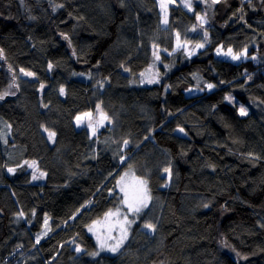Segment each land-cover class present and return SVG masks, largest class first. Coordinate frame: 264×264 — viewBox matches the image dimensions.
<instances>
[{"label": "trees", "instance_id": "trees-1", "mask_svg": "<svg viewBox=\"0 0 264 264\" xmlns=\"http://www.w3.org/2000/svg\"><path fill=\"white\" fill-rule=\"evenodd\" d=\"M190 2L164 33L156 0H0V264H264V0ZM171 32L204 47L172 52ZM97 106L110 125L91 137L74 121ZM127 169L150 205L97 253L87 226Z\"/></svg>", "mask_w": 264, "mask_h": 264}, {"label": "rangeland", "instance_id": "rangeland-1", "mask_svg": "<svg viewBox=\"0 0 264 264\" xmlns=\"http://www.w3.org/2000/svg\"><path fill=\"white\" fill-rule=\"evenodd\" d=\"M178 1H179V4H181L183 7H185L184 6V0H178ZM175 2H176V0H174V2H172V3H168V0H165V3L167 4V19H168V9H169L170 6L174 5ZM160 3H161V0H156V4L158 6L159 13H160V25H161V28H162L161 32L168 33V25H169V23L165 24L163 22L164 21V13L161 11ZM185 8L188 9L187 7H185ZM171 35L173 36V50H172V52H175L177 50H183V52L188 57H191V56L195 55L199 50L203 49V47H204L202 41L197 42V43H190V42L185 41L183 39V36H181V35H179L180 47H177V33L176 32H171ZM201 44L203 45V47H198V45H201ZM217 49H220L222 53L226 52L228 50V49H224L222 47H218ZM217 49L214 52L215 56L220 58V59H223V60H228V61H231V62L238 63V62L250 59V57L248 56V49H245L246 50V55L242 56L239 60H233V59H231L230 56H225L223 54L218 55L217 54ZM245 50H243L242 52H244ZM163 53L169 54V52H165V51ZM155 73H156L155 68H153V65H151L150 67H148L145 71H143L141 73L140 82L142 84L152 85L154 82H156L155 81L156 80ZM149 80H152L153 82L150 83ZM186 93L187 94H194V93H196V91L195 90H188ZM229 99H230V97H227V100H229ZM84 113H91L92 114L91 118L89 119L88 117H84L82 119V121L79 122V125H78V122H77V120L75 118L74 126L77 129L82 128V126L86 127L88 129V132H89L91 137H95L97 135V133L103 127H105L107 125H110V122L108 121V119L105 120L103 118L106 115L102 112V110H100V108L98 106L95 108V112L94 113L93 112H88V111L84 112ZM84 113H81V114H79L77 116H83ZM89 123H91L92 126L96 129L95 135L92 134V128L88 127ZM7 134H9V132H7L5 130V128H4L1 131V133H0L2 142L5 139V137L7 136ZM2 146H3V144H2ZM30 164H32V162L28 164V170L30 171L31 179L32 180H36V179H33L34 176L39 177L37 179H40L42 176L40 175L41 173H39V171L37 170V166L34 165L33 167H30L29 166ZM125 174H127V176ZM164 175H165L166 179L169 178V173L165 172ZM121 177H125V181L128 184H130V185L134 184L137 179H143V178L137 177L133 173V171L131 169H127V170L123 171L120 174V176L117 178V181H119ZM143 180H145V179H143ZM167 185H168V181L164 185V187H167ZM116 187H117V191L119 192V194L121 196V201H122L123 193L120 191V186L117 184V182H116ZM147 188L149 190L148 184H147ZM149 195H150V191H149ZM149 205H150V202H149ZM119 208L122 210V214H127L128 215V219L130 221H133V222L131 223L130 226H126L127 227V232H128L127 238L124 240L123 244L120 246V248L117 251L112 252V251L108 250L109 248L114 247L116 242L121 237L120 225H119V223H117V218L116 217H113L110 220H106L105 219V214H104L100 219L93 221L91 224H89L87 226V233L92 237V239L94 241V244H95V247H96L97 253L105 254V255H109V256H115L116 254H118V253H120L122 251L124 245L128 241V238H129V235H130V230H131L133 224L136 222V219H137L138 215L137 214L128 213L127 208L124 207L122 202H121V205H120ZM146 209H148V208H146ZM146 209H144L143 211H145ZM46 219H47V227L45 226V220ZM120 219L122 220V217ZM97 222H99V223H97ZM90 227H92V229H93L92 231H89ZM146 229L148 230L149 233L152 232V230H150L148 228H146ZM48 230H49V218L45 217L44 223H43V228H42L41 232H39V234L37 236L39 238H41V236L45 235L48 232ZM98 237L100 238L99 241H98ZM100 242H103L105 244V247L103 249L100 246ZM77 252L80 253L81 250L77 251Z\"/></svg>", "mask_w": 264, "mask_h": 264}, {"label": "snow or ice", "instance_id": "snow-or-ice-1", "mask_svg": "<svg viewBox=\"0 0 264 264\" xmlns=\"http://www.w3.org/2000/svg\"><path fill=\"white\" fill-rule=\"evenodd\" d=\"M174 2V0H168V3H172ZM220 0H212L213 4L219 3ZM184 6L187 7L190 11L191 9V2L190 0H184ZM160 8L161 11L164 13V23L167 24L168 23V19H167V4L165 3V0H161L160 3ZM200 21H201V25H203L205 23V19L204 17L198 16L197 17ZM207 34L205 33V38H206ZM177 47H180V38H179V34L177 33ZM198 47H203V45H198ZM2 51V50H0ZM217 54L218 55H225V56H230L231 59L233 60H239L242 56L246 55V50L244 52H239V53H233V50L231 48H229L226 52H221L220 49H217ZM157 59H159V56L156 57ZM254 59V57H253ZM51 67V66H50ZM22 72H24L23 69H21ZM24 75L26 76H31L32 73L30 72H24ZM149 82H153L152 80H149ZM43 87V86H42ZM207 87L209 89L213 88L212 84H208ZM61 94H63L64 89L61 88L60 89ZM5 95H7V93H5ZM4 99L3 95H0V100ZM240 114L241 115H246V111L241 108L240 109ZM92 114L91 113H84L83 116H77L76 120L78 122L82 121V119L84 117H88L89 119L91 118ZM105 120L108 119L107 116L103 117ZM89 128H92V134L95 135L96 133V129L92 126L91 123H89L88 125ZM45 131H47V129H45ZM179 131L183 132V129H180ZM55 136L54 132H49V138H52ZM125 144L128 143V141L124 142ZM27 163V162H26ZM35 165V162H32V164H30V167H33ZM14 171V169H9V172ZM165 172L169 173V176L171 175L170 173V169H165ZM41 176L44 175V173L40 174ZM127 176V174H125ZM39 177L34 176L33 179H37ZM117 184L120 186V191L123 193V198H122V204L124 205V207L127 208L128 213L130 214H137L139 215L140 213H142V211L146 208H148L149 206V202L151 200V196L149 195V190L147 188V181L143 180V179H137L135 181L134 184H128L125 181V177H121L119 181H117ZM208 205H205V207H207ZM116 217L117 218V223H119L120 225V233H121V237L120 239L116 242L115 246L112 248H109V251L115 252L117 251L120 246L123 244L124 240L127 238L128 232H127V227L126 226H130L131 223L133 221H130L128 219V215L127 214H122V210L118 207L116 208L114 211L113 210H109L107 213H105V219L106 220H110L111 218ZM122 217V220L120 219ZM99 223V222H97ZM45 226L47 227V219L45 220ZM145 228H148L152 231H154V226L152 224H145L144 225ZM92 227L89 228V231H92ZM100 240V238L98 237V241ZM37 243H39V238L37 239ZM100 246L103 249L105 247V244L103 242H100ZM77 251H80L79 248H77Z\"/></svg>", "mask_w": 264, "mask_h": 264}, {"label": "crops", "instance_id": "crops-1", "mask_svg": "<svg viewBox=\"0 0 264 264\" xmlns=\"http://www.w3.org/2000/svg\"><path fill=\"white\" fill-rule=\"evenodd\" d=\"M3 129H4V128H2V130H3ZM2 130H1V131H2Z\"/></svg>", "mask_w": 264, "mask_h": 264}]
</instances>
